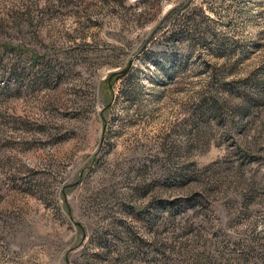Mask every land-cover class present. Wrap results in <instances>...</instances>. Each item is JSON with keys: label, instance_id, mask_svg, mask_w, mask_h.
Here are the masks:
<instances>
[{"label": "rangeland", "instance_id": "1", "mask_svg": "<svg viewBox=\"0 0 264 264\" xmlns=\"http://www.w3.org/2000/svg\"><path fill=\"white\" fill-rule=\"evenodd\" d=\"M0 264H264V0H0Z\"/></svg>", "mask_w": 264, "mask_h": 264}, {"label": "trees", "instance_id": "2", "mask_svg": "<svg viewBox=\"0 0 264 264\" xmlns=\"http://www.w3.org/2000/svg\"><path fill=\"white\" fill-rule=\"evenodd\" d=\"M186 5H187V3H186Z\"/></svg>", "mask_w": 264, "mask_h": 264}]
</instances>
